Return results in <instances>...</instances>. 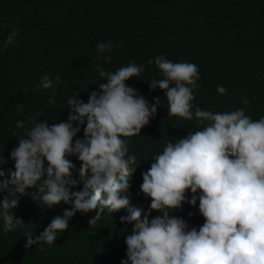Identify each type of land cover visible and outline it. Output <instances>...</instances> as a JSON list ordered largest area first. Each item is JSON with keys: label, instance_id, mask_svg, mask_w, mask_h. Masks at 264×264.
I'll list each match as a JSON object with an SVG mask.
<instances>
[{"label": "trees", "instance_id": "16d2710c", "mask_svg": "<svg viewBox=\"0 0 264 264\" xmlns=\"http://www.w3.org/2000/svg\"><path fill=\"white\" fill-rule=\"evenodd\" d=\"M13 28L19 35L5 48ZM108 41L115 46L111 63L97 59L96 45ZM159 55L198 66L200 87L194 93V106L213 112L244 108L253 120L264 116V0H0V150L7 161L0 168L6 173L14 170L10 153L25 129L32 127L29 121L66 122L69 97L78 92V99L86 103L92 91H99V83L107 82L95 70L97 64L110 72L130 62L145 66L139 77L126 83L150 103L155 97L161 103L140 134L127 138L129 155H135L138 163L130 165L135 171L130 177L129 206L112 213L105 209L95 225L89 224L95 210L76 212L69 228L57 233L56 243L26 249L25 233H33L35 239L72 205L61 202L51 209L41 205L42 209L30 195L20 196L13 212L25 224L4 232L0 220V264H121L127 259L125 240L133 224L121 222V217L136 208L143 218L151 203L140 192L142 173L167 142L203 127L195 119L169 116L164 90L150 89V81L163 77L154 63L147 62ZM46 74L54 84L55 77H61L55 104L48 103L51 90L38 87ZM218 86L225 87L226 94L219 95ZM244 99L250 101L247 106ZM17 105L25 106L18 110ZM18 120L25 121V129L16 128ZM85 126L74 141L83 138ZM68 159L75 165L73 178L79 179L81 162L75 155ZM82 188L81 183L72 191ZM4 195L0 193V200ZM186 195L190 199L192 193ZM198 205L199 200L195 206L185 202L170 215L199 230L204 218ZM157 215L162 213L152 211L150 218Z\"/></svg>", "mask_w": 264, "mask_h": 264}, {"label": "clouds", "instance_id": "9594fccd", "mask_svg": "<svg viewBox=\"0 0 264 264\" xmlns=\"http://www.w3.org/2000/svg\"><path fill=\"white\" fill-rule=\"evenodd\" d=\"M18 35L13 28L4 47L13 45ZM114 47L111 41L98 43L97 59L111 63ZM147 63H154L163 77L149 84L151 90H164L168 115L195 119L203 127L167 142L142 173L140 192L151 203L143 218L136 208H129V215L121 217V222L133 224L125 240L127 259L121 264H264V116L253 120L244 108L202 110L193 104L200 87L196 64L172 62L164 55ZM95 70L107 82L99 83V91H92L86 103L78 99V92L69 97L66 122L29 121L32 127L28 129L25 121L16 122V128L25 131L10 153L14 170L6 173L0 168V193H7L0 200L3 231L13 232L25 224L13 212L20 196L30 195L48 209L61 202L72 205L35 239L33 233H25L26 249L56 243L57 233L69 228L76 212L95 210L89 220L95 225L105 209L112 213L130 204V177L135 171L130 165L138 163L135 155H129L127 138L140 134L155 117L160 97L150 103L126 83L141 75L143 65L130 62L110 72L97 64ZM60 81L59 75L55 84L50 75L41 78L38 87L51 90L49 104L56 103ZM226 91L217 87L219 95ZM242 103L247 106L250 101ZM24 106L16 107L23 110ZM83 125V138L74 141ZM73 155L81 162L79 179L73 178L75 165L68 159ZM5 163L0 150V165ZM81 183L82 190L72 191ZM30 188L36 191L27 192ZM197 200L204 218L199 230L189 229L183 218L170 215L185 202L195 206ZM152 211L162 215L150 218Z\"/></svg>", "mask_w": 264, "mask_h": 264}]
</instances>
